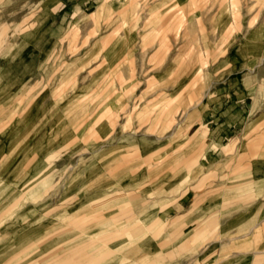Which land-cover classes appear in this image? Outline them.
I'll return each instance as SVG.
<instances>
[{
	"label": "rangeland",
	"instance_id": "374dc122",
	"mask_svg": "<svg viewBox=\"0 0 264 264\" xmlns=\"http://www.w3.org/2000/svg\"><path fill=\"white\" fill-rule=\"evenodd\" d=\"M244 56L264 0H0V264H211L178 204Z\"/></svg>",
	"mask_w": 264,
	"mask_h": 264
},
{
	"label": "crops",
	"instance_id": "0c3cea01",
	"mask_svg": "<svg viewBox=\"0 0 264 264\" xmlns=\"http://www.w3.org/2000/svg\"><path fill=\"white\" fill-rule=\"evenodd\" d=\"M257 59H235L197 105L208 146L196 166L203 177L187 185L178 205L186 221L213 224L210 250L208 243L202 252L211 264H264V91ZM225 175L235 181L225 186Z\"/></svg>",
	"mask_w": 264,
	"mask_h": 264
}]
</instances>
